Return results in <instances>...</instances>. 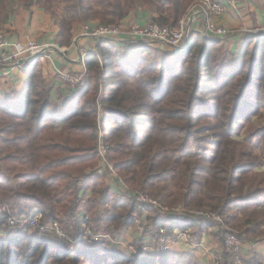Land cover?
<instances>
[{"label": "trees", "instance_id": "trees-1", "mask_svg": "<svg viewBox=\"0 0 264 264\" xmlns=\"http://www.w3.org/2000/svg\"><path fill=\"white\" fill-rule=\"evenodd\" d=\"M9 1L0 0V25ZM18 1L49 13L59 26L58 46L67 47L75 27L92 20L120 26L132 11L176 28L201 0ZM93 2L102 8L94 12ZM84 65L85 86L62 106L52 102L53 84L39 62L28 69L22 91L0 98V203L16 216L41 213L42 224L59 221L72 237L30 227L0 235V264H205L190 251L137 257L103 238L74 242L83 224L94 234L120 237L139 217L130 195L108 183V170L98 173L100 135L108 164L131 191H146L161 207H221L240 237L264 236V125L244 134L264 111V34H247L237 59L223 39L195 30L177 54L101 40ZM145 211L142 225L156 241L161 228L189 231L201 242L209 229L224 238L206 219H164L151 206ZM8 229L0 219V230ZM222 253L230 258L225 248Z\"/></svg>", "mask_w": 264, "mask_h": 264}, {"label": "built area", "instance_id": "built-area-1", "mask_svg": "<svg viewBox=\"0 0 264 264\" xmlns=\"http://www.w3.org/2000/svg\"><path fill=\"white\" fill-rule=\"evenodd\" d=\"M264 1V0H263ZM227 4L233 8H238L237 0H226ZM215 18H221L226 14V7L219 0H201L196 3L188 12V14L179 22L176 28H170L167 26H160L156 23H147L143 26L129 25L123 26H111V25H90L84 24L82 33L85 37L93 41H107L113 44L133 43L136 45H159L170 46L173 49H177L180 53L187 46V41L190 35V24L192 19L205 16L206 17V29L208 37L212 39L225 38L232 33L225 22L218 23L214 20H210L209 15ZM197 16V17H196ZM262 29H252L247 31L249 33H260L264 31V15L262 18ZM246 33V32H245ZM54 48L51 44L39 43L37 41H28L25 44H10L4 34H0V68L7 63L16 64L19 60L24 58L36 57L39 54L48 52ZM62 81L72 90L77 91L85 86L86 71L81 73L62 74ZM99 155L101 158L98 173L102 174L108 170V179L112 181L113 185L117 188H122L123 192L130 195L134 209L139 214L138 219H135L136 227L140 228L144 232L142 225L143 217H146V207L158 208L160 210V217L167 219L168 217L176 218L180 221H185L188 218L194 220L195 218H203L213 222L217 226L221 227L224 234L222 245L230 253V258L226 257L222 252L209 250L204 247L202 243H196L189 231H182L176 229L172 234L167 230L161 228L156 233L157 241L154 235L148 236V246L143 250L144 253H151L155 256H160L162 252L168 250H174L176 246L182 249H196L200 250L205 255L209 256L211 264H226L229 260L230 264H248L242 257L243 238L245 235H241L235 232V230L226 225L225 219L221 214V207L216 209H185L183 205L173 207H161L159 203L150 197L144 191H131L124 183L122 178L118 176L113 167L110 166L106 160V147L104 146L102 135H100L99 143ZM42 214L39 212L32 213L30 215H13L11 208L7 204L0 203V219H6V225L13 229H22L24 227H30L34 230H38L42 233H51L54 236L61 239H68L66 234L62 231L60 225L57 222L50 224H42ZM80 234L74 239V242L87 243L91 240L99 241L104 239L113 244H119L111 236L94 234L87 224H83ZM154 238V239H153ZM150 244V245H149ZM181 246V247H180ZM134 254H137L134 251Z\"/></svg>", "mask_w": 264, "mask_h": 264}, {"label": "crops", "instance_id": "crops-1", "mask_svg": "<svg viewBox=\"0 0 264 264\" xmlns=\"http://www.w3.org/2000/svg\"><path fill=\"white\" fill-rule=\"evenodd\" d=\"M9 2L10 6L8 11L3 15L0 25V34H4L6 40L10 44H25L28 41H37L39 43L51 44L54 48L36 57L21 59L16 64L7 63L0 68V98H3L10 91H22L25 87L28 69L36 62H39L42 76L53 84L51 94L52 102L57 106H62L69 102L72 96L76 94L74 90L69 88L62 81V74H77L86 71L84 60L88 53L97 51V42L85 37L82 33L83 25H80L75 27L72 31L73 38L71 44L67 47H59L57 42L59 26L49 13L36 4L26 8L22 6L18 0H10ZM219 2L226 7V14L221 18H215L211 14L209 17L210 20H214L218 23L225 22L226 26L232 31L227 37L218 38V40L223 39L227 43V53L234 59H237L238 53L243 46L244 38L247 36V31L255 28L263 30L262 18L264 15V1L237 0V9L231 8L226 0H219ZM93 4L94 12L102 8L98 3L93 2ZM147 23H150L148 14L145 15L140 11H132L120 26H143ZM98 24L99 22L96 20L90 22V25L93 26ZM190 29L191 31L195 30L199 32L206 39H212L208 37L205 16L195 18V20L192 19ZM159 48L170 54H177L178 52L177 49H173L170 46H159ZM108 183L115 187L109 179ZM12 230L16 232L14 234L15 236L22 232L20 229ZM130 233L134 235L127 237L129 241L139 240L141 233L138 227L130 230ZM3 234L5 233H0V235ZM11 235L14 236L13 234ZM131 237H133V239ZM259 240L261 239H250L246 235L242 240V257L248 264H253L252 262L256 258L262 260V264H264V241L259 242ZM202 242L204 247L209 250L218 252L224 251L220 237L212 229H209L202 235ZM174 251H182V253L190 251L198 260L203 261L206 256L205 253L200 250H181L178 246L174 248Z\"/></svg>", "mask_w": 264, "mask_h": 264}, {"label": "rangeland", "instance_id": "rangeland-1", "mask_svg": "<svg viewBox=\"0 0 264 264\" xmlns=\"http://www.w3.org/2000/svg\"><path fill=\"white\" fill-rule=\"evenodd\" d=\"M54 20V19H53ZM260 125H264V111L259 115V116H257L256 118H254L252 121H251V123L250 124H247V127L245 128V130H244V134H249V132L251 131V130H253L256 126H260ZM255 153H257V154H260V151L258 150V149H256L255 150ZM139 191H142V190H139ZM145 193H147L146 191H144ZM148 194V193H147ZM149 195V194H148ZM150 196V195H149ZM151 197V196H150ZM178 205H181V204H176V205H173V206H178ZM173 206H170V208L171 207H173ZM166 207H168V206H166ZM194 209H199V208H194ZM202 209H210V210H212L210 207L209 208H202ZM55 222H57L59 225H60V227H61V229H62V231L66 234V236H67V238L68 239H61V238H58V237H56L57 239H60V240H66V241H70L71 239H72V237L70 236V232H65L64 230H63V227H62V224H60V222L59 221H55ZM226 223V222H225ZM143 228H144V232H142V230L140 229V228H138L139 229V231H140V233H141V236H140V238H139V242H141L140 243V246H141V250H139L138 249V241H134V240H131V241H129L128 239H127V237H130V236H132V235H134L133 233H130V230H127V231H124V233H123V235L122 236H120V237H117V236H114L113 234H106V236H111L112 238H113V236H114V238H115V240L117 241V243H119V244H113V243H111V242H109V241H107V242H109L111 245H113L114 247H116V248H118V249H120L123 253H125L126 255H128V256H137V257H143L144 255H146L147 253H144L143 252V250H144V248L146 247V246H148V243H147V240H148V231H147V229L145 228V226L144 225H141ZM70 228H71V230H73V228H72V226H70ZM81 228V227H80ZM131 228H133V227H131ZM213 228H217L216 226L215 227H213ZM13 229V228H12ZM12 229H8L7 231H4V230H0V231H2V232H0V233H5V234H8V235H11V234H15L16 232H14V230H12ZM130 229V228H129ZM20 230H22V229H20ZM211 230V229H210ZM235 232H237V233H240L239 231H235ZM18 233V232H17ZM246 235V234H245ZM15 236V235H14ZM191 236L193 237V239H194V241L196 242V243H202L200 240H198V239H196L195 238V236L193 235V234H191ZM125 238V239H124ZM132 239H133V237H131ZM264 236L263 237H260V238H258V239H261V240H259V242H261V241H264ZM221 242H223V240L221 241ZM150 245V244H149ZM134 251L137 253V254H134ZM226 256V255H225ZM227 257V256H226ZM204 263L205 264H211V262H210V259H209V256L207 255V256H205L204 257Z\"/></svg>", "mask_w": 264, "mask_h": 264}, {"label": "water", "instance_id": "water-1", "mask_svg": "<svg viewBox=\"0 0 264 264\" xmlns=\"http://www.w3.org/2000/svg\"><path fill=\"white\" fill-rule=\"evenodd\" d=\"M259 33V32H258ZM260 34H264V31L260 32Z\"/></svg>", "mask_w": 264, "mask_h": 264}]
</instances>
